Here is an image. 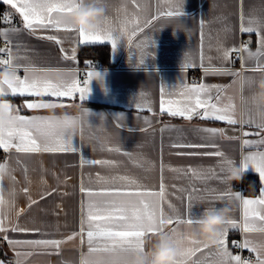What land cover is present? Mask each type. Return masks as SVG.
<instances>
[{
  "label": "crops",
  "instance_id": "crops-1",
  "mask_svg": "<svg viewBox=\"0 0 264 264\" xmlns=\"http://www.w3.org/2000/svg\"><path fill=\"white\" fill-rule=\"evenodd\" d=\"M0 2L11 14L10 22L0 23V35L10 41L18 75L21 77L23 73L21 78L28 67L29 74H47L57 79V74L72 72L79 79L82 68L95 60L80 61L78 50L85 44L80 42L78 32L37 29L32 34L24 28L22 17L3 0ZM104 3L109 23L118 25L127 16L134 22L128 25L129 29L139 23L143 31H137L131 43L128 35L122 36L115 50L109 42L93 43L106 45L110 57L99 68L89 71L98 72L103 79L94 78L90 82V91L83 100L79 94L65 98L10 93L4 96L13 105L15 115L47 117L53 122L56 117L71 116L76 121V130L72 145L66 151L24 152L15 147H0V165L5 166L0 173V200L3 201L0 218L8 228L0 232V246L13 257L14 264L18 261L20 264H81L85 258L93 264L113 259L124 264L125 252L89 254L86 231L81 234L86 204L90 199L110 197H89L81 188L99 191L121 186L123 182L113 184L111 178L127 176L136 181L131 187H138L142 192L158 193L163 183V199L148 195L143 199L149 204L158 203L165 218L173 219L174 223L164 225L162 230L170 235L191 238L195 225L190 228L186 222L176 223L177 219H196L206 207L227 206L226 220L235 221L236 227L227 225L224 248L232 256H240L232 247L233 240L240 236L243 242L259 240L260 236L244 229L242 200L234 194L257 199L264 189V181L260 179L258 195H246L243 178L231 185L225 182L224 162L230 160L243 165L250 153L264 152V143L260 142L264 140V129L258 126L255 109L251 106L240 109L233 103L241 77L247 78L244 94L249 95L254 91L255 80L264 76V45L261 44L264 0H104ZM174 4L180 5L181 15H161ZM144 21L151 23L145 26ZM243 28L253 31L245 32ZM47 35H56L62 43L39 38ZM73 55L75 59L71 58ZM186 64L191 67H185ZM194 70L201 75L198 81L189 78V72ZM194 84L208 86L213 97L218 94L219 100L213 102L219 107L233 105L231 115L237 123L202 119V111L192 119L161 112V86L166 100H181L185 86ZM27 102L56 106L29 109ZM138 103L140 109L136 107ZM206 129H224V132L212 133ZM246 132L248 136L244 135ZM34 136L40 139L35 131ZM245 140L250 143L245 144ZM215 152L223 155H213ZM92 160L111 163L92 164L89 162ZM245 172L259 176L251 165ZM257 210L264 215V208L257 206ZM249 220L253 224L261 222L259 218ZM13 224L29 231H12ZM74 233L75 237L67 240ZM157 234L146 232L145 249ZM36 239L64 242L59 248L9 243ZM189 246L192 245L189 243ZM195 247L200 251L186 264H217L218 253L223 251L218 244L203 241ZM251 247L252 244L246 250L256 255V262L257 252L251 251ZM0 264H7L1 255Z\"/></svg>",
  "mask_w": 264,
  "mask_h": 264
},
{
  "label": "snow or ice",
  "instance_id": "snow-or-ice-1",
  "mask_svg": "<svg viewBox=\"0 0 264 264\" xmlns=\"http://www.w3.org/2000/svg\"><path fill=\"white\" fill-rule=\"evenodd\" d=\"M7 5H10L22 17L23 26L26 30H29L32 34H35L37 29L47 30L55 29L57 31L64 29L67 31L78 32L80 42L83 44L103 43L109 42L112 45L113 50L116 49L120 42V39L124 35H128V40L131 43L132 37L136 35L137 31H143L139 23H135V27L129 29L128 25L134 23L130 21L127 16L119 21L118 25H112L109 23L107 17L105 18L104 25L100 30L92 33H86L82 28L77 29L71 25L68 20V14L75 8L80 6L81 0H3ZM170 10L161 15L167 16H179L182 14L180 11V5H169ZM156 19V17H153ZM4 20L10 22L11 14L5 13ZM151 21H144L145 26L150 24ZM245 32L253 31L252 28H243ZM130 33V34H129ZM6 36V32L4 33ZM41 39H47L54 41L57 44L62 43L56 35H47L39 37ZM261 44L264 45V36L261 37ZM63 51V49H61ZM231 51H238L233 49ZM8 53L7 58H0V66L12 68H18L13 62L10 49L0 48V54ZM259 53V50H258ZM228 56V51L225 52V57ZM65 56V59H68ZM75 59L73 55L71 57ZM185 67H191V65H184ZM58 78L53 79L50 75H36L35 72L29 74L28 67H25V75L21 78L19 75L15 77V83L8 86L7 91L0 87V97L7 96L9 93L12 96H37L44 97L50 96L55 98L74 97L79 94L81 100H83L90 91L89 84L95 78L102 81V77L98 72L87 73L88 79L81 82L76 78L75 73L69 72L65 74H57ZM164 88L161 86V112H167L172 116H180L187 119H192L195 115H202V119H214L217 121H225L230 125H235L237 121L231 115L233 105L228 104L224 107H219L213 100H219V95L215 97L211 95V90L204 84L185 86L184 91L181 93L183 97L181 100H172L164 98ZM50 106H56L46 102H27L26 107L29 109L37 108H49ZM12 107V105H9ZM137 109H140V104H136ZM14 125L7 129H0V147L8 149L15 147L18 151L24 152H56L66 151L72 145V137L76 130V123L66 127L59 128L51 118L47 117H25L20 115H14ZM122 126V125H121ZM264 129V125H258ZM38 134V139L34 136ZM206 131L223 134L224 129H206ZM248 136L249 133H244ZM264 143V140L260 141ZM245 144L250 141L245 140ZM192 147L193 145H188ZM74 150V148L72 149ZM213 155L222 156L223 153L215 152ZM92 164H108L110 161L92 160L89 161ZM231 162V161H229ZM251 165L256 172H258L260 179L264 181V152L250 153L245 157L243 167L247 168ZM4 165H0V173H2ZM195 174V173H194ZM105 180V178H99ZM117 181L123 182L121 186H113L110 188H101L99 191L93 189L81 188L82 192H85L89 197L101 196L110 197V199L92 200L90 199L86 204V209L81 220V229L83 234L86 231L87 242L89 244V254H93L98 251H104L109 254H116L119 252H127L131 249L142 250L144 248V237L146 232H162L164 225H172L174 223L172 218H165L163 209L159 207L158 203L149 204L143 199L145 195L159 196L161 199L164 197L165 188L161 183L160 191L155 192H142L139 188L133 189L131 185H136V181L130 179L127 176L112 177L111 182L115 184ZM27 192V189L24 190ZM225 195L231 196L232 193H225ZM236 198L242 200L244 209V224L243 227L246 231H249L254 224L250 223L249 218L253 220L259 218L260 221H264V215H260L257 210V206L264 208V189H261V196L257 199H246L240 196V193L234 194ZM132 197L138 198L137 200L130 199ZM129 198V199H124ZM191 199V196L189 197ZM3 201L0 200V204ZM31 203H36L32 201ZM176 223L186 222L188 225H195L196 219L189 218L186 221L177 219ZM227 225L236 227V223L233 220H226L225 226L222 230V236L218 241V246L223 249L218 253L219 260L217 264H248L247 261L241 259L240 256H232L231 253L224 248L225 239L228 228ZM4 219L0 218V232L7 231ZM12 231H29L20 227L18 224L11 225ZM175 230L173 229V233ZM75 233L72 236L67 237V240H71L75 237ZM7 239V237H5ZM190 239V245L181 253V259L177 264H186L187 260H190L196 252L200 251L199 247H195L202 243V241ZM64 241L57 239H36L28 241H9L11 244H26L30 246H43L54 247L59 246ZM250 241L245 240L242 245L238 247L249 248ZM207 247V244H204ZM251 251L257 252L256 264H264V256L252 246ZM18 264L20 262L18 261ZM81 264H93L88 259H82ZM103 264H119L118 259H113ZM193 264H199V262H193Z\"/></svg>",
  "mask_w": 264,
  "mask_h": 264
},
{
  "label": "clouds",
  "instance_id": "clouds-1",
  "mask_svg": "<svg viewBox=\"0 0 264 264\" xmlns=\"http://www.w3.org/2000/svg\"><path fill=\"white\" fill-rule=\"evenodd\" d=\"M106 7L104 0H81L80 6L68 14V20L77 29H83L86 33L96 32L104 25L106 18ZM18 71L15 65L12 68L0 66V87L7 91L10 84L15 83ZM248 84L247 78L241 77L240 88L233 99V103L240 109L251 106L255 109V115L259 125H264V76L254 82V91L249 95L244 94V88ZM11 102L4 97H0V129H7L14 125V108L9 107ZM50 106L49 108H54ZM55 124L59 128H66L74 123L71 116H61L55 118ZM230 160L224 162V180L231 185L233 181H240L243 178L245 168L243 165H236ZM227 206L204 208L196 218L195 231L190 233L191 239H199L210 244H218L225 226ZM191 228V225H189ZM260 236L259 240H251L262 256H264V221L249 230ZM189 237L183 234L170 235L167 232H159L157 238L147 249H131L126 253L124 264H177L181 259V253L188 247ZM250 264H256L255 261Z\"/></svg>",
  "mask_w": 264,
  "mask_h": 264
},
{
  "label": "trees",
  "instance_id": "trees-1",
  "mask_svg": "<svg viewBox=\"0 0 264 264\" xmlns=\"http://www.w3.org/2000/svg\"><path fill=\"white\" fill-rule=\"evenodd\" d=\"M109 48L99 44L81 45L78 50V57L82 63L86 59H95L94 61L101 65L103 61L109 59ZM90 63V62H89ZM244 193L246 195H258L260 192L261 181L257 174L245 172L243 176ZM0 255L7 261V264H14L13 257L6 253L4 248L0 246Z\"/></svg>",
  "mask_w": 264,
  "mask_h": 264
},
{
  "label": "built area",
  "instance_id": "built-area-1",
  "mask_svg": "<svg viewBox=\"0 0 264 264\" xmlns=\"http://www.w3.org/2000/svg\"><path fill=\"white\" fill-rule=\"evenodd\" d=\"M5 13H10L9 9L4 6L1 2H0V23H7L8 21L4 20V14ZM0 48H10V41L4 37H2L0 35ZM8 57V53H3L0 54V58H7ZM100 65L97 64L95 61H91L89 64L85 65L82 70L83 73L80 75L79 80L83 81L88 79L87 73H89L90 70L95 69V68H99ZM21 77L23 76V73L20 74ZM189 78H191L192 80L198 81L201 79V75L200 73L194 71L189 72ZM4 158H6V155H3ZM244 242L242 240V236L237 237L233 240L232 242V247L237 250L240 254V257L242 260L247 261L248 263L254 261L256 259V255L250 251H247L246 248L243 247H238L237 245H242Z\"/></svg>",
  "mask_w": 264,
  "mask_h": 264
}]
</instances>
